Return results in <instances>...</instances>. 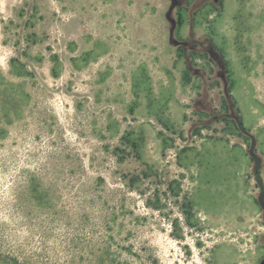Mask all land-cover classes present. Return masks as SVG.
<instances>
[{
	"label": "rangeland",
	"instance_id": "1",
	"mask_svg": "<svg viewBox=\"0 0 264 264\" xmlns=\"http://www.w3.org/2000/svg\"><path fill=\"white\" fill-rule=\"evenodd\" d=\"M264 263V0H0V264Z\"/></svg>",
	"mask_w": 264,
	"mask_h": 264
},
{
	"label": "water",
	"instance_id": "2",
	"mask_svg": "<svg viewBox=\"0 0 264 264\" xmlns=\"http://www.w3.org/2000/svg\"><path fill=\"white\" fill-rule=\"evenodd\" d=\"M262 264H264V263H262Z\"/></svg>",
	"mask_w": 264,
	"mask_h": 264
}]
</instances>
